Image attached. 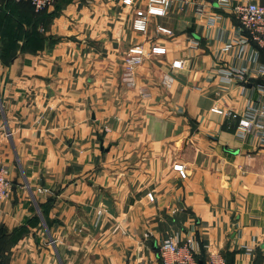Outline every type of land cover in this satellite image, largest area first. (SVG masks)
<instances>
[{
    "label": "crops",
    "instance_id": "obj_1",
    "mask_svg": "<svg viewBox=\"0 0 264 264\" xmlns=\"http://www.w3.org/2000/svg\"><path fill=\"white\" fill-rule=\"evenodd\" d=\"M123 1L54 0L35 15L0 0V165L12 185L0 201V259L162 264L163 240L192 238L205 264L216 253L264 264V139L237 132L264 108L252 70L264 51L245 81L218 74L244 64L232 7L246 0H172L144 32L133 22L147 0ZM136 46L144 60L129 85Z\"/></svg>",
    "mask_w": 264,
    "mask_h": 264
},
{
    "label": "built area",
    "instance_id": "obj_2",
    "mask_svg": "<svg viewBox=\"0 0 264 264\" xmlns=\"http://www.w3.org/2000/svg\"><path fill=\"white\" fill-rule=\"evenodd\" d=\"M15 2H26L30 5L35 13H41L49 9L54 0H13ZM125 5H129L131 0H124ZM218 5H229V0H217ZM172 0H147L146 9L143 12H137L136 19L133 22V29L137 32H144L147 27L148 17L165 15L171 6ZM198 10H201L198 8ZM234 15L240 25L241 35L239 41L237 62L244 63L240 65H229L218 71L219 76L226 82H242L245 81L251 72V64H255L257 52L264 51V1L257 2L255 0H246L245 3L236 4L232 7ZM157 31L163 35L171 36L172 32L168 29L158 27ZM233 45L230 43L223 48L224 52H231ZM249 47L253 49L250 58H246V52ZM151 54L161 55L165 53V49L161 47H153ZM144 52L139 47H133L128 50L125 58L126 73L123 79L131 85V75L135 67L143 62ZM172 67L179 69L180 61H174ZM255 74L263 79V84L259 86L261 97L264 98V63L257 64L252 69ZM244 92V87H241ZM261 111L253 109L244 116L240 117L237 132L240 137L253 134L255 137L264 139V108ZM214 112L222 114L223 111L213 109ZM228 115L230 113H227ZM236 117L237 115H232ZM182 175V168L176 166L174 168ZM11 181L9 179L8 167L0 165V201L6 198L11 191ZM150 200L152 197L149 195ZM117 229H114L116 231ZM158 255L162 264H199L198 258L195 256V246L192 238H186L183 242L169 238L163 240L158 245ZM0 264H3L0 259ZM206 264H226L224 258L216 253L212 254Z\"/></svg>",
    "mask_w": 264,
    "mask_h": 264
},
{
    "label": "trees",
    "instance_id": "obj_3",
    "mask_svg": "<svg viewBox=\"0 0 264 264\" xmlns=\"http://www.w3.org/2000/svg\"><path fill=\"white\" fill-rule=\"evenodd\" d=\"M7 3L8 4H10V5H17L18 3H26V2H15V1H13V0H7ZM26 4H28V3H26ZM29 5V4H28ZM30 6V5H29ZM30 9H31V11H32V13H34L35 15H41V14H43L44 13V11L43 12H41V13H35L34 11H33V9L30 7ZM11 46H9V51H11V53H10V55H12L14 52H15V49H16V45L15 44H10ZM4 47H6V45L4 46ZM202 264H205L204 263V261L203 260H200V259H198Z\"/></svg>",
    "mask_w": 264,
    "mask_h": 264
},
{
    "label": "water",
    "instance_id": "obj_4",
    "mask_svg": "<svg viewBox=\"0 0 264 264\" xmlns=\"http://www.w3.org/2000/svg\"><path fill=\"white\" fill-rule=\"evenodd\" d=\"M199 264H202L201 262H199Z\"/></svg>",
    "mask_w": 264,
    "mask_h": 264
}]
</instances>
